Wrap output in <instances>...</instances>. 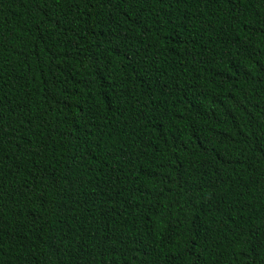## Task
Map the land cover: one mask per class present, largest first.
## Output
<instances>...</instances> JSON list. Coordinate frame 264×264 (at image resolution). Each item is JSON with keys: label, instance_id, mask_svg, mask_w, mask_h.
<instances>
[{"label": "trees", "instance_id": "16d2710c", "mask_svg": "<svg viewBox=\"0 0 264 264\" xmlns=\"http://www.w3.org/2000/svg\"><path fill=\"white\" fill-rule=\"evenodd\" d=\"M0 264H264V0H0Z\"/></svg>", "mask_w": 264, "mask_h": 264}]
</instances>
